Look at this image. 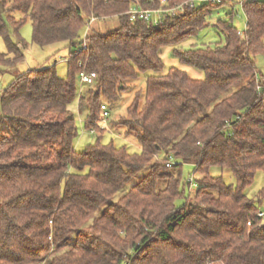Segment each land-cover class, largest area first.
I'll return each instance as SVG.
<instances>
[{
  "label": "trees",
  "instance_id": "obj_1",
  "mask_svg": "<svg viewBox=\"0 0 264 264\" xmlns=\"http://www.w3.org/2000/svg\"><path fill=\"white\" fill-rule=\"evenodd\" d=\"M229 3L186 8L154 25L130 20L129 11L158 8L160 0H0L7 46L0 63L23 59L10 28L17 34L27 19L35 45L62 42L67 51L64 77L55 64L30 69L0 97V264H264V218L257 216L264 182L247 194L264 173V75L255 63L264 53V0L242 2V33L232 13L217 21L223 44L179 46L213 7ZM91 17L116 24L91 25L82 39ZM165 46L205 77L177 67L162 72ZM82 70L96 78L79 95ZM140 73L147 74L143 101L137 91L127 116L110 122L133 135L139 150L101 137L76 150L71 103L78 98L85 128L101 135V107ZM185 164L195 177H183ZM214 166L229 169L235 184L212 176Z\"/></svg>",
  "mask_w": 264,
  "mask_h": 264
},
{
  "label": "rangeland",
  "instance_id": "obj_2",
  "mask_svg": "<svg viewBox=\"0 0 264 264\" xmlns=\"http://www.w3.org/2000/svg\"><path fill=\"white\" fill-rule=\"evenodd\" d=\"M233 14V25L238 30L239 33H242L245 29L246 16L242 10V7L237 2H231L229 4H223L220 6H215L211 10L210 14L206 17L205 26H203L194 36L187 37L182 43H180L181 49H189L195 46L202 45H215L219 43H224V36L221 31L217 28V21L220 19H225L227 14ZM12 15L19 19L22 17V14L19 12H13ZM116 24L115 19L108 21H95L92 25L99 27V30H107L113 28ZM92 27V26H91ZM90 28L87 27V24L81 29L80 35L85 38L87 32ZM10 36L14 41H20V47L24 53V57L21 61L15 64H4L0 63V97L3 90L7 85L14 79L15 76L26 72L30 69L45 67L49 65H56L57 74L61 77L66 75L67 64L65 59L67 57V51L63 48V43L58 42L50 44L45 47H39L32 42V26L29 19L24 21L19 32L16 34L13 28H10ZM24 46H23V45ZM0 52H7V46L2 37H0ZM11 57V55H9ZM160 57L164 64L162 72H166L170 67H177L184 70L189 77L194 79H203L205 77L204 71L196 68L194 66L180 62L177 58L172 55V46H165L162 48ZM255 63L257 71L261 72L264 75V53H259L255 57ZM147 74L140 73L138 77L134 79H129L126 83L128 84V89H125L121 92L120 97L113 101L112 103L107 104V109L109 111V117L107 122L101 123L100 119L97 121V125L100 128L106 130L101 135L98 132L91 133L90 130L85 128V115L83 111L79 112L78 107V98H76L71 105L69 106L72 111L76 126L78 128V135L74 140V147L76 150L80 151L85 148L86 145L96 141L98 137L102 143L113 142L116 146L125 145L130 152L138 151L139 146L135 137L131 134L126 133L124 127H112L111 121L117 120L120 117L127 116V107L131 104L136 92L140 94V101H143V94L145 89V79ZM76 86L79 90H86L87 85H82L79 81V78L76 79ZM100 131V130H99ZM101 132V131H100ZM162 153L159 154L161 157ZM145 168L140 170L128 183L126 186L134 183L139 179V177L145 172ZM210 174L212 176L221 175L223 181L226 184H235V179L229 169H221L219 167H211ZM182 175L185 179L189 176H193V166L190 164H185L182 166ZM195 177V175L193 176ZM264 182V173L258 171L255 175L254 182L247 189V194L249 196H255ZM194 187H192V190ZM188 194V193H187ZM186 194V195H187ZM185 202V197L179 198L176 201L177 206L183 205ZM264 210V205L262 206Z\"/></svg>",
  "mask_w": 264,
  "mask_h": 264
},
{
  "label": "built area",
  "instance_id": "obj_3",
  "mask_svg": "<svg viewBox=\"0 0 264 264\" xmlns=\"http://www.w3.org/2000/svg\"><path fill=\"white\" fill-rule=\"evenodd\" d=\"M227 1L233 0H184L181 3H178L173 6H169L168 0H160V6L155 9H138L133 8L129 11L130 20H134L137 18L143 19L147 22H151L154 25L161 24L162 21L165 19L166 15L172 16L175 14L183 13L186 8H194L200 5H209V4H219ZM239 4L241 5L245 0H238ZM251 1H258V0H251ZM95 21L93 17H91L87 22V27L90 28L92 23ZM79 81L82 85L91 86L94 84V80L96 75L94 72H87V71H80L78 73ZM260 89V87H258ZM79 95L83 92V90H79ZM102 117L100 122L106 123L109 117V111L105 105L102 107ZM91 133L94 130H90ZM257 216L260 218H264V211H259Z\"/></svg>",
  "mask_w": 264,
  "mask_h": 264
}]
</instances>
